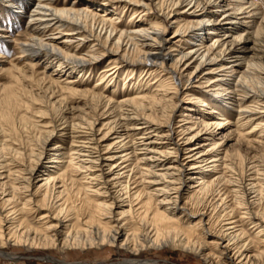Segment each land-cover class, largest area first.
I'll use <instances>...</instances> for the list:
<instances>
[{
  "label": "bare ground",
  "instance_id": "bare-ground-1",
  "mask_svg": "<svg viewBox=\"0 0 264 264\" xmlns=\"http://www.w3.org/2000/svg\"><path fill=\"white\" fill-rule=\"evenodd\" d=\"M25 1L34 3L25 13L29 39L18 46L26 62L0 72L14 83L33 81L48 94L49 113L30 121L38 137L27 150L0 128V254L10 246L180 249L205 264H264V14L249 0H171L168 12L162 2L152 7L154 0H113L146 18L118 30L106 18L87 27L95 15L76 2ZM105 57L98 81L79 88ZM39 62L56 68L28 79ZM124 66L130 89L112 100L99 87L112 85ZM135 73L148 79L152 96L128 84ZM0 92L3 122L14 91ZM77 101L88 110L77 112ZM224 116L234 130L220 136ZM231 135L234 151L225 148ZM72 187L83 193L88 215L70 205ZM28 214L39 215L37 227Z\"/></svg>",
  "mask_w": 264,
  "mask_h": 264
},
{
  "label": "rangeland",
  "instance_id": "rangeland-1",
  "mask_svg": "<svg viewBox=\"0 0 264 264\" xmlns=\"http://www.w3.org/2000/svg\"><path fill=\"white\" fill-rule=\"evenodd\" d=\"M250 1L262 14H264V0H249V2ZM70 2H76L75 5L77 8L86 9L88 12H90V15H95V18L93 17L94 19H91L92 17L88 19L87 27L89 28L94 25H99L98 21L100 22L99 19L101 18L110 19L112 21L113 27L117 28L118 30L125 29L132 25H135L138 21L142 22L146 19L145 17V19H140V17L138 16V11L133 10V7L128 6L127 4H116L113 2V0H58L56 6L60 7L62 3L67 4ZM159 2L160 4L161 2L163 4H161L163 11H170L169 8L172 7L171 0H154V2L152 3V7L156 8L157 5L155 6L154 4H159ZM167 2L170 4H168ZM33 5V2L29 3L25 0H0V59L4 63L0 68L12 67V65H14L13 67L20 68L26 62L23 60V58H20L21 54L18 46H20L19 44L24 43L29 39L30 32L28 29H26L25 13L28 12ZM17 12H20V14H17ZM153 13L161 14L157 10L153 11ZM176 28L177 26L175 25L169 26L168 32L170 33V35L173 34ZM249 37L251 38V35H249ZM251 39L253 40V38ZM183 41L184 40L179 43V46L185 44ZM179 46H177L176 48H178ZM107 59L108 58L105 57L101 60L100 63L94 64L92 71H89V73H87L82 79L83 84H77V86L83 89H90V87H92L95 82L98 81L100 72L105 69L104 67H106L107 65ZM127 66L122 67L117 76H113L114 78L111 77L113 78L112 85L110 84V86H107L108 88L105 86L99 87V89H106V91H110V96L114 95L112 97V100L121 99L122 95L126 94L127 90L130 89L129 86L127 88V85H124V79L121 77L123 75V72L128 69ZM55 68L56 67H54V65L46 68L44 64H42V62H39L36 64L33 74H31V72H28L26 73V76L29 77L28 79H31L30 77H32L34 80H37L40 79V77H44L43 75L50 74ZM76 76L77 74H72L66 76L64 79L59 78V85L62 87L66 86V78H74ZM133 78L135 79L130 81V83L128 82L131 88H137L139 91H141L139 94L145 97L152 96L151 91L153 89V86L146 88L148 79H146L145 76L139 77L138 73H135L133 74ZM139 80L140 82L138 83ZM27 81L14 83L13 79L10 76H7L3 72H0V87H13L14 91V97L12 98L13 100L9 99L5 106L6 109H10V112L3 115L1 119L3 120V122H0V128L5 130L6 128H10L9 135L11 143H19L25 147V150H27V145H29L28 143H30L29 140H35L38 137V130L34 127L31 128L30 121L35 119L34 116H36L40 110H46L43 107L45 105L43 103L46 101V96L48 95L46 93L44 94L43 90H38L36 88L37 86L33 87V81ZM30 86L32 87L30 88ZM206 89L207 88H202L201 91L205 92ZM16 90L18 91V94H16ZM19 90H21L22 92ZM25 92L27 93L24 94ZM177 94L178 99H180L184 97L185 92L179 90ZM3 96L4 93L1 94L0 92V99H4ZM164 98H166V96ZM207 102L210 103L211 101L207 100ZM72 106H75L78 109L77 112L79 113L88 110L85 107L83 101H77L73 103ZM185 112L186 111L184 109L178 110L175 115V120L181 118ZM22 117H24L23 120H21ZM224 117L228 118V116ZM226 121L228 124L222 130L220 136L230 130H234L233 119L228 118L227 120H225V122ZM4 122H6L7 124H5ZM230 138L231 140L227 141V143L225 144V148L230 151H234L236 150V147L239 148L234 142L236 136L231 135ZM56 141L57 140L50 142L48 148L52 147V145ZM111 142L112 140H109L105 144H109ZM236 160L238 162L239 159L237 158ZM68 195L70 205H73L75 208L79 209L82 214L88 215L91 212V210L84 202L83 193L80 192L76 187L70 188L68 190ZM38 216V214H28L25 218L27 219L28 223H30L34 227H37ZM181 222L185 223V220H182ZM183 225L185 226L186 224ZM1 250L3 251L2 254L4 253L5 255L0 254V264H120L121 262L126 260H154L156 261V264H205L200 259L193 258L180 249L142 251L140 252V254H127L122 250L110 247H105L104 249L93 247L83 252L79 251L78 249H69L63 253H61L57 249H33L25 251L24 248L20 246H10L9 248H3Z\"/></svg>",
  "mask_w": 264,
  "mask_h": 264
}]
</instances>
